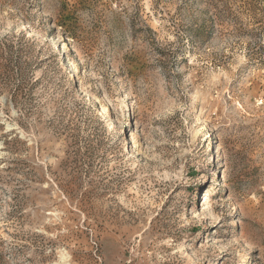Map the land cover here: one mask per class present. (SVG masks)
<instances>
[{
	"label": "rangeland",
	"instance_id": "1",
	"mask_svg": "<svg viewBox=\"0 0 264 264\" xmlns=\"http://www.w3.org/2000/svg\"><path fill=\"white\" fill-rule=\"evenodd\" d=\"M0 264H264V0H0Z\"/></svg>",
	"mask_w": 264,
	"mask_h": 264
},
{
	"label": "bare ground",
	"instance_id": "2",
	"mask_svg": "<svg viewBox=\"0 0 264 264\" xmlns=\"http://www.w3.org/2000/svg\"><path fill=\"white\" fill-rule=\"evenodd\" d=\"M210 195H211V193H209V194H207V196H205L204 206H206V204H207V202H208V200L210 198ZM191 214H193V213H191Z\"/></svg>",
	"mask_w": 264,
	"mask_h": 264
}]
</instances>
